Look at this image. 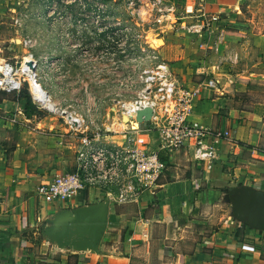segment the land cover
<instances>
[{
	"label": "rangeland",
	"instance_id": "obj_1",
	"mask_svg": "<svg viewBox=\"0 0 264 264\" xmlns=\"http://www.w3.org/2000/svg\"><path fill=\"white\" fill-rule=\"evenodd\" d=\"M173 3L158 22L154 7L134 0H13L1 19L0 59L18 65L37 60L38 83L54 105L83 115L87 136L124 124L115 101L130 102L143 87L138 73L155 61L150 49L172 64L178 81L181 73L197 83L213 79L217 95L230 104L264 113V0H226L231 6L224 10L207 0ZM30 89L23 80L17 93L0 91L4 169L29 176L72 173L74 136L61 118L34 103ZM85 195L80 198L87 202ZM89 197L103 198L98 190ZM28 204L36 216L48 214L45 199L34 196ZM185 242L187 249L194 243ZM161 259L158 254L156 262Z\"/></svg>",
	"mask_w": 264,
	"mask_h": 264
},
{
	"label": "crops",
	"instance_id": "obj_2",
	"mask_svg": "<svg viewBox=\"0 0 264 264\" xmlns=\"http://www.w3.org/2000/svg\"><path fill=\"white\" fill-rule=\"evenodd\" d=\"M12 1L0 0V24ZM207 1L219 10L230 5ZM181 74L182 86L197 90L188 120L229 133L213 162L197 161L190 148L171 151L161 157L159 188L134 203L89 201V190L87 202L84 193L48 202V214L38 217L28 202L54 174L6 172L0 154V264H264V113L242 110L218 90L210 94L206 81ZM106 139L121 142L119 134Z\"/></svg>",
	"mask_w": 264,
	"mask_h": 264
},
{
	"label": "built area",
	"instance_id": "obj_3",
	"mask_svg": "<svg viewBox=\"0 0 264 264\" xmlns=\"http://www.w3.org/2000/svg\"><path fill=\"white\" fill-rule=\"evenodd\" d=\"M167 3L170 4L168 7ZM134 4L154 7L159 13L158 22L175 7L173 0H134ZM186 12H192L191 5H186ZM193 27L197 29L196 26L190 28ZM154 52L150 49L149 57L155 61L138 73L143 87L136 97L130 102L115 101L120 121L129 125L126 128L106 127L103 134L87 136L86 121L76 109L54 104L46 106L61 118L67 132L74 136L75 143L71 148L74 150L75 170L61 176L54 175L48 182L40 184L37 187L39 197L52 202L71 199L80 192L98 190L103 196L101 201L125 205L136 202L143 192H154L159 188L166 168V161L161 158L163 154L190 148L197 161L209 165L213 162L216 145L229 138V133L200 128L188 120L187 114L197 90L183 87L168 64L158 60ZM37 70L38 61L32 58L19 65L0 59V91L17 93L25 80L30 85L34 103L45 107L32 92V84L42 88L37 81ZM204 87L210 94L218 90L213 79L206 80ZM145 109L151 110V117L138 123L136 114ZM114 134L121 136L120 143L106 139Z\"/></svg>",
	"mask_w": 264,
	"mask_h": 264
},
{
	"label": "bare ground",
	"instance_id": "obj_4",
	"mask_svg": "<svg viewBox=\"0 0 264 264\" xmlns=\"http://www.w3.org/2000/svg\"><path fill=\"white\" fill-rule=\"evenodd\" d=\"M32 86V92L36 97H39L40 100L42 101V103L45 106H53V103L49 97V95L40 87H38L37 85H31ZM37 86V87H36ZM36 87V88H35ZM46 108V107H45Z\"/></svg>",
	"mask_w": 264,
	"mask_h": 264
},
{
	"label": "water",
	"instance_id": "obj_5",
	"mask_svg": "<svg viewBox=\"0 0 264 264\" xmlns=\"http://www.w3.org/2000/svg\"><path fill=\"white\" fill-rule=\"evenodd\" d=\"M152 114L150 109H145L144 111H139L136 114V121L138 123H143L149 120V118L151 117L150 115Z\"/></svg>",
	"mask_w": 264,
	"mask_h": 264
},
{
	"label": "trees",
	"instance_id": "obj_6",
	"mask_svg": "<svg viewBox=\"0 0 264 264\" xmlns=\"http://www.w3.org/2000/svg\"><path fill=\"white\" fill-rule=\"evenodd\" d=\"M102 1H107V0H102ZM81 193H84V192H80V194ZM89 201H93V200H89ZM78 257H79L78 255H73L72 256V258L75 259V260H78L79 259Z\"/></svg>",
	"mask_w": 264,
	"mask_h": 264
}]
</instances>
